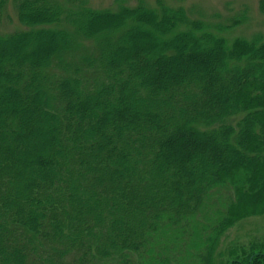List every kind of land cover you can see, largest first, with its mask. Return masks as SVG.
<instances>
[{"label":"trees","instance_id":"obj_1","mask_svg":"<svg viewBox=\"0 0 264 264\" xmlns=\"http://www.w3.org/2000/svg\"><path fill=\"white\" fill-rule=\"evenodd\" d=\"M241 20L0 0V264H213L264 213V39L229 40Z\"/></svg>","mask_w":264,"mask_h":264},{"label":"rangeland","instance_id":"obj_2","mask_svg":"<svg viewBox=\"0 0 264 264\" xmlns=\"http://www.w3.org/2000/svg\"><path fill=\"white\" fill-rule=\"evenodd\" d=\"M139 0H128L129 5H136ZM155 4L156 0H144ZM172 5L183 6L193 18H201L209 24H223L237 18L241 22L226 32L229 40L237 38L252 39L260 36L264 39V10L263 0H165ZM115 0H89L94 8H109ZM13 17L12 25L18 26ZM3 30V25L1 26ZM264 244V213L251 214L240 218L219 241L213 264H228L232 258L242 257L252 249L263 250Z\"/></svg>","mask_w":264,"mask_h":264}]
</instances>
